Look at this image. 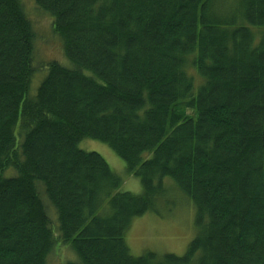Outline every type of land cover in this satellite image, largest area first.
Returning <instances> with one entry per match:
<instances>
[{
    "label": "trees",
    "instance_id": "1",
    "mask_svg": "<svg viewBox=\"0 0 264 264\" xmlns=\"http://www.w3.org/2000/svg\"><path fill=\"white\" fill-rule=\"evenodd\" d=\"M34 2L70 65L47 62L29 94L32 22L0 0V264H48L60 245L63 264H264V0ZM86 138L141 192L119 191ZM174 191L194 208L186 251L131 255L132 219Z\"/></svg>",
    "mask_w": 264,
    "mask_h": 264
},
{
    "label": "rangeland",
    "instance_id": "2",
    "mask_svg": "<svg viewBox=\"0 0 264 264\" xmlns=\"http://www.w3.org/2000/svg\"><path fill=\"white\" fill-rule=\"evenodd\" d=\"M21 2L32 22L35 34L32 64L37 69L32 75L29 89V94L34 95L46 73V68L43 66L47 62L53 60L63 66H69L70 63L64 56L60 41L53 31L51 16L39 8L34 0H21ZM78 147L84 151L96 152L105 159L113 172L122 178L119 191L134 194L141 192L139 179L133 174L126 173L124 161L109 146L103 142L86 138L78 143ZM166 181L170 184L171 180L167 178ZM175 193L176 200L159 208L162 210L160 215L149 211L132 219L124 236L131 255L139 256L145 251L182 255L186 251L188 243L195 235L194 208L185 197L174 191ZM40 196L44 201L48 216L52 221H56V212L41 190ZM68 247L58 246L48 264H63L66 260H74L75 254Z\"/></svg>",
    "mask_w": 264,
    "mask_h": 264
}]
</instances>
